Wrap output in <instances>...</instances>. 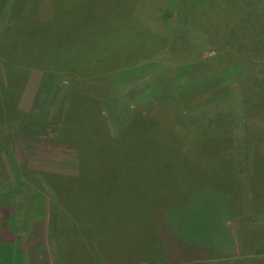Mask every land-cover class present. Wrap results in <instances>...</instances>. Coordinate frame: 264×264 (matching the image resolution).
<instances>
[{
  "label": "rangeland",
  "instance_id": "obj_1",
  "mask_svg": "<svg viewBox=\"0 0 264 264\" xmlns=\"http://www.w3.org/2000/svg\"><path fill=\"white\" fill-rule=\"evenodd\" d=\"M238 26L257 35L240 33ZM245 42L254 44L251 52H237ZM184 90L188 93L182 95ZM2 99L0 146L9 151L10 170L5 174L0 164V182L33 183L6 190L38 188L42 200L59 209L64 262L69 252L78 259L73 264L172 263L174 255L196 249L189 240L212 244L210 232L205 233L212 219L205 209L216 203L224 204L223 211L230 205L219 218L217 246L200 252L194 262L264 264L257 239L242 243L239 235L241 227L264 218V0H4ZM15 99L23 107H15ZM153 113L163 136L170 132L176 146L188 152H161L170 160L165 166L154 160V168L165 170L152 180L151 166L137 169L138 156H148V148L139 147L141 129L127 128L137 129L142 116ZM15 120L18 125L12 126ZM56 122L58 130H49ZM19 123L27 136L41 127V139L49 141L27 139L18 145L20 155L24 150L67 172L32 170L22 163L26 156L19 163L11 153L12 138L5 137V126L12 133ZM74 123L92 133L78 141ZM150 130L143 133L154 139ZM200 144L213 145L212 163L217 159L224 166L222 172L216 167L220 173L214 180L209 172L215 167ZM219 155L227 158L219 161ZM190 158L192 167L185 162ZM177 177L181 184L176 186ZM231 178L237 193L226 182ZM196 210L197 222L191 219ZM77 224L81 228L75 235L70 230ZM225 224L234 230L235 246L222 237ZM169 227L174 233L163 231ZM146 229L148 236L141 234ZM139 241L144 245L136 253L122 249Z\"/></svg>",
  "mask_w": 264,
  "mask_h": 264
},
{
  "label": "crops",
  "instance_id": "obj_2",
  "mask_svg": "<svg viewBox=\"0 0 264 264\" xmlns=\"http://www.w3.org/2000/svg\"><path fill=\"white\" fill-rule=\"evenodd\" d=\"M15 43L17 45L18 42L15 40ZM33 79H34V75H33ZM36 84H37L36 81L33 85L31 84L30 91L29 90L26 91L28 95L31 94V91L33 87L36 86ZM33 92L35 93V90ZM18 93L20 94L21 91ZM32 99L35 100L34 94L32 96ZM0 101L3 102V99ZM69 104H71V101L69 102ZM6 105H8V101ZM14 105L15 107L18 106L20 108L22 106V105L20 106V104L17 103L16 99ZM73 106L74 105H72L71 107ZM71 107L70 110L72 109ZM69 111L66 114V117L68 116ZM65 120L66 118L63 120L62 124L60 125L62 126V128H64ZM18 122L19 120H15V122L11 124L12 126L16 124L18 125ZM25 122L26 121H24V123ZM24 123L22 122V124ZM22 124L19 123L18 130L17 128H15V130H13L12 133L9 132L10 126L8 128L7 126H5L6 127L5 129L7 131V134L5 136L6 139L12 138L11 153L18 158L19 163H21L20 156L21 157L26 156L25 160L22 159L23 161L22 163L23 165L28 164V167H30V169L32 170L41 169L44 171L55 172V173L57 171L67 172L61 169L60 167H54L50 165L49 164L50 161L49 162L38 161L37 160L38 157L36 155L31 153H26L24 150L21 151V155H20L19 153L20 151L17 150L18 145L24 141H27V139H31V142H36L39 138V141L43 143H49L47 139L46 140L41 139L40 136L42 135L40 134V132H38V130L42 129L41 127L37 126L35 129L34 128L31 129V132L27 136L25 129H23L21 126ZM60 126L58 122L53 123V125L50 126L49 130L55 129L57 131ZM78 128L81 127H77V125L72 124V129L74 133L77 132ZM65 133L67 134L68 132L65 131ZM45 150L48 149H44L43 151ZM5 151L6 149L0 146V164H2L3 166L4 173L9 174L10 160L6 159V156L9 155V151L8 150H7L8 152ZM27 183L25 181L10 182L6 180L0 182V264H73V262L77 261L78 259H74L73 257L71 259L70 256H68L69 252H67V258L65 262L60 257V252L58 247V242L61 237V229L59 226V215H60L59 209L58 210L57 208L54 209V207L52 206L49 207L50 200L49 199L42 200V193L38 190V188H35L34 191L33 190L28 192L19 191L13 193L6 190L7 188H12V189L17 188L18 190H20V189H28L31 187H35L33 183H28V184ZM31 184H33L34 186H31ZM262 190L263 193H261L260 197H264V188ZM7 192L11 196H7L6 195ZM262 200L264 201V198H261V201ZM26 201L27 203L25 204ZM225 226H227V224H225ZM227 227L228 229L224 230V235L222 237L223 239L226 240V243H228L231 246H235L236 243H235L234 230L229 225ZM223 229H225L224 226ZM239 231H240L239 235L242 237V243L252 244L253 240L257 239V244H259V249H261L262 247L264 248V218L263 217L260 216L256 224L247 225L246 228L241 227ZM253 236L254 239L252 238ZM215 243L217 242L215 241ZM122 256L123 254H121L120 257L121 259Z\"/></svg>",
  "mask_w": 264,
  "mask_h": 264
},
{
  "label": "trees",
  "instance_id": "obj_3",
  "mask_svg": "<svg viewBox=\"0 0 264 264\" xmlns=\"http://www.w3.org/2000/svg\"><path fill=\"white\" fill-rule=\"evenodd\" d=\"M4 3V0H0V5L1 4H3ZM238 28H239V30H240V33H242V31H245L246 32V34L247 35H249V36H252V34L250 33V31L251 32H253L252 30H250V29H247V28H243V26H238ZM245 32L243 33L244 34V36H245ZM254 33V32H253ZM255 34V33H254ZM255 35H257V34H255ZM253 37V36H252ZM254 38V37H253ZM17 45L19 46V47H23V45L20 43V42H18L17 43ZM245 45V46H244ZM253 47H254V44L253 43H242L241 44V46H237V49H236V51L238 52L239 50H241V51H243V53L244 52H251V50L253 49ZM31 64H33L32 63V61H31ZM35 67H37V65L34 63L33 64ZM188 92H185V90L182 92V95H185V94H187ZM264 103V102H263ZM77 107V104H75V106H73V108H74V110L73 109H71V110H73V112L74 113H77V111L75 110V108ZM71 110L69 111V118H70V113H71ZM124 111H122L121 110V115H122V113H123ZM152 115H154V113L153 114H151V116L149 117V116H142V117H145V118H142V120H144V122H141L140 124H139V126L137 127V129H136V126H134V127H132L131 128V126L129 127V128H127L128 129V131H137V130H139V129H141V133H139V135H138V140L140 141V145H139V147L140 148H148V152H147V155L149 156V158H151L150 159V161L149 162H147V157L148 156H146L145 157V159H143V157H141V156H138V159H140L141 161H137V163H141V164H138L137 165V169L138 170H142V169H144V168H146V167H152V171L151 172H149L148 171V173L150 174L149 176H151V179L153 180V179H155L156 177H157V175H158V172L159 171H163V170H165L162 166L161 167H153V163H154V160L155 159H158L160 162H164V166L167 164V162H166V160H170V158L169 157H167V159H166V156H162L161 155V152H163V154L164 153H167L168 151L170 152V150H180V151H184V152H188V150H182L181 149V147H178V146H176V143H175V140H174V137L172 136V135H170V132H167L168 133V135H169V137H167V136H163V131H162V129L160 128V124H158V125H155L156 124V122L153 120V116ZM80 116V118H81V120H82V115H79ZM155 117H158V116H155ZM159 117H161V116H159ZM158 117V118H159ZM80 118L78 117V118H76V121H80ZM152 119V120H151ZM162 120V119H161ZM98 121H100V119H99V117H98V119H97V122ZM162 122H163V120H162ZM75 124V123H74ZM78 124V123H77ZM97 123H95V125H96ZM133 124L135 125V123L133 122ZM76 125V124H75ZM147 128H149V129H151L150 130V133L151 134H153L154 135V139H152V137H150V139H149V137L145 134V133H143V132H145V130ZM92 130L93 129H88L87 127H81V128H78L77 129V134H79L80 135V138L78 139V141H81V139L83 138V136L84 135H86V134H88V133H92ZM168 131V130H167ZM130 133V132H129ZM70 134H74V133H70ZM173 138V139H172ZM77 141V142H78ZM144 141V142H143ZM215 144V143H214ZM162 147H164L162 150H160L158 153H155V151L158 149V148H162ZM198 147H201L202 148V150H200V151H203V153H205V154H208L209 156H210V159H211V161H210V164L212 165V166H214L215 167V172H213V171H211V172H209V170H208V172L213 176V180H214V178H215V176H216V174H219L220 172H222V171H224V166H218L219 164H218V162H217V159H214V163H212V155H213V153H214V146L213 145H210V144H200ZM166 148V149H165ZM192 151V150H191ZM153 152V153H152ZM198 153H199V150L197 151ZM171 153V152H170ZM198 155V154H197ZM199 156V155H198ZM221 155H219L218 156V160L219 161H225V157L227 158V156H222V157H220ZM135 157H137V156H135ZM199 157H201V156H199ZM220 157V158H219ZM134 159V157H128V159ZM202 159H203V157H201ZM193 158H190L189 159V161L187 160V159H185V162H186V164L187 165H190V167H192V165H193ZM126 162H127V160H126ZM174 162L175 163H177L175 160H174ZM216 167H218L219 168V170H220V172L218 173L217 172V170H216ZM217 168V169H218ZM136 174H137V172H136ZM137 179H138V177L136 176V183H137V186L138 187H142L143 185H144V183H139V182H137ZM187 180H188V178H187ZM220 183H223V179H220V181H219ZM226 182H230V185H231V187H232V184L231 183H233V190H232V192L233 193H237L238 192V187H236V184H235V182L233 181V179L231 178V179H229L228 181H226ZM237 183V182H236ZM175 184H176V186H177V184H181L180 183V178L179 177H177L176 179H175ZM156 186H159V187H161V185H155L154 187H156ZM226 187H227V185H226ZM211 192L208 190V193L205 195V196H209V194H210ZM212 193H214V192H212ZM212 196H214V194H212ZM213 204H215L216 205V203H213ZM214 205V206H215ZM212 206V207H206V209H205V213L207 214V215H209V216H211V219H212V225H211V227H209V229H211V230H209V229H207L206 230V234L208 233V232H210V234L208 235V237H211V239H213V241H216V239H217V235H218V226L219 225H221L220 223V221H219V218H220V215L222 214V213H224V212H226L228 209H229V207H230V205H225V207H226V210L225 211H223V209H224V204H220V205H218V206ZM221 207H223V208H221ZM156 211V210H155ZM158 214V213H157ZM204 216V215H203ZM195 218V221L197 222V210L195 211V213L193 214V215H191V219L193 220ZM158 219H161V215H157V221H158ZM197 225V224H196ZM155 226L156 225H154V227L153 228H155ZM78 227H79V229L81 228L80 226H79V224H77V225H75V227L73 226V228L70 230L71 232H74V234L75 235H78ZM157 227L159 228V225L157 224ZM143 229L145 228V226H143L142 227ZM217 230V231H216ZM163 231H167V232H171V233H174V229L173 228H167V229H165V230H163ZM148 233H149V230L148 229H146L144 232H142L141 234H146L147 236H148ZM138 234V236H140L141 234L140 233H137ZM144 236V235H143ZM146 236V237H147ZM161 236V238H162V235H160ZM172 236H175V234H172ZM75 243H76V240H75ZM140 243H142L143 245H144V242L142 241V242H140L139 241V243L137 242V243H132V242H128V245H126V246H123L124 248H122V249H127V248H130L132 251H134V252H137V250H138V248L139 247H141L140 246ZM189 243L193 246L192 248H196V249H194V250H192V251H186L184 254H182V255H174L175 257H172V258H169V259H171L172 260V263H168V264H196L194 261L196 260L197 261V259H198V257L197 256H200V252H206V251H208V250H210L211 248H212V246H213V248H215V246L214 245H216L217 246V244L215 243V242H212V244L210 245H207V241H202V243L199 245V244H197V240H189ZM205 245V246H204ZM198 246H200L199 248H198ZM161 255H163V254H159V255H156V256H161ZM68 256H70L69 255V253H68ZM156 256H154L155 258H156Z\"/></svg>",
  "mask_w": 264,
  "mask_h": 264
}]
</instances>
